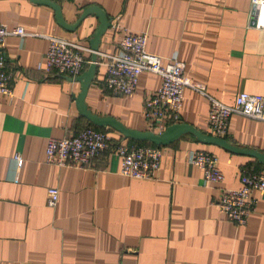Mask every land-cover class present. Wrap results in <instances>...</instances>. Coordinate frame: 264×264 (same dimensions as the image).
I'll return each mask as SVG.
<instances>
[{"label": "crops", "instance_id": "crops-1", "mask_svg": "<svg viewBox=\"0 0 264 264\" xmlns=\"http://www.w3.org/2000/svg\"><path fill=\"white\" fill-rule=\"evenodd\" d=\"M52 1L67 27L89 7L111 25L97 44L95 71L83 100L92 114L147 131L142 107L160 87L157 75L142 74L127 97L102 87V55L114 53L125 33L145 34L146 52L163 64L176 54L185 77L222 104L233 105L243 92L264 95V30L249 27L250 0ZM0 25L32 35L8 37L0 47L11 91L10 98L0 97V264H264V192L253 194L256 206L244 225L228 221L213 206L221 188H239L243 173L264 172L251 157L185 135L161 148V166L151 180L118 175L111 150L87 168L44 164L48 139L71 137L90 125L75 109L79 84L74 78L36 69L44 63V37L82 47L83 73L97 19L86 15L67 32L49 7L0 0ZM207 113V99L185 89L179 123L212 136ZM103 129L112 142L127 144ZM221 139L264 155V122L232 116ZM193 151L217 158L221 185L204 187L201 169L188 164ZM50 188L58 191L52 209L45 205Z\"/></svg>", "mask_w": 264, "mask_h": 264}, {"label": "built area", "instance_id": "built-area-1", "mask_svg": "<svg viewBox=\"0 0 264 264\" xmlns=\"http://www.w3.org/2000/svg\"><path fill=\"white\" fill-rule=\"evenodd\" d=\"M249 27L264 30V0H250ZM26 34L21 27L7 28L0 25V47L8 37L23 38ZM47 50L44 63L37 65V70L46 74L65 75L75 78L80 75L85 61L81 53L83 48L59 37H44ZM145 34H123L111 55H102L104 61L103 86L111 95L127 97L135 93L139 78L144 73L157 75L160 87L143 103L142 117L147 131L161 134L180 122V112L185 89L193 90L208 101L206 117L207 130L217 138H225L228 123L232 116H239L264 122V95L239 93L234 104L225 105L209 97L202 87L191 82L184 75L185 65L174 54L166 62L146 52ZM9 75L5 68L4 57L0 52V97H11L8 86ZM107 150L117 158L118 175L131 179L151 180L160 169L163 157L162 149L148 146H132L112 142L105 133L92 128H84L75 135L62 139H48L44 147L43 162L57 168H87L90 163ZM12 161L20 167L21 159L14 155ZM188 164L202 171L204 187L221 185L224 176L218 167L215 156L204 151H193L188 155ZM238 189L219 190L218 199L213 206L228 221L244 225L254 212L255 192H264V172H245L240 176ZM58 191L46 190L45 205L54 208Z\"/></svg>", "mask_w": 264, "mask_h": 264}, {"label": "water", "instance_id": "water-1", "mask_svg": "<svg viewBox=\"0 0 264 264\" xmlns=\"http://www.w3.org/2000/svg\"><path fill=\"white\" fill-rule=\"evenodd\" d=\"M30 1L49 7L53 12L55 23L67 32L71 31L74 26H76V24H78L79 21L86 15H94L97 19V27L93 31L91 39L88 42L89 49L91 52L88 67L85 72L81 73L79 76L73 79V81L79 84V93L75 97H73L74 106L78 115L84 118L88 124L92 125L95 128H109L115 133L119 134L123 140H130L134 142H147L157 148L168 147L169 145L181 139L183 136L192 135L199 143L215 145L232 154L251 157L255 159L257 163L264 167V155L258 153L257 151L235 147L232 145V143L227 140L207 136L204 133L197 131L195 128L183 123L171 125L167 127L163 131V133L155 134L149 131L141 132L136 130H130L124 128L119 122H117L111 117H99L95 114L90 113V111L86 109L83 100L86 95L88 86L94 75L97 44L103 32L106 29H109L111 25L109 24L108 20L105 18L103 13H100L94 7H89L83 11V13L80 15L79 19L74 25H72L71 27H67L62 21L58 5H56L52 0Z\"/></svg>", "mask_w": 264, "mask_h": 264}, {"label": "trees", "instance_id": "trees-1", "mask_svg": "<svg viewBox=\"0 0 264 264\" xmlns=\"http://www.w3.org/2000/svg\"><path fill=\"white\" fill-rule=\"evenodd\" d=\"M102 87H103V90H105L104 86H103V82H102ZM107 92V91H106ZM87 128V127H86ZM88 128H92L94 130H97V131H100V132H103V133H106V130L105 129H102V128H95L93 127L92 125H88ZM115 142H118V141H115ZM126 143L127 145H132V146H148V147H155L153 145H151L150 143H147V142H134V141H130V140H126ZM162 148V147H160Z\"/></svg>", "mask_w": 264, "mask_h": 264}]
</instances>
